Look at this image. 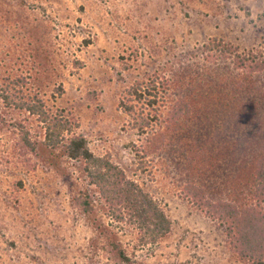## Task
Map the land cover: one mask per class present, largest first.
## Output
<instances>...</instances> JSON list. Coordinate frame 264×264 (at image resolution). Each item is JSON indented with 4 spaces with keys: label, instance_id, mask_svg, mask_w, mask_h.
<instances>
[{
    "label": "rangeland",
    "instance_id": "obj_1",
    "mask_svg": "<svg viewBox=\"0 0 264 264\" xmlns=\"http://www.w3.org/2000/svg\"><path fill=\"white\" fill-rule=\"evenodd\" d=\"M214 37L238 51L264 49V0H0V93L21 76L25 92L38 93L50 113L61 110L90 150L108 155L171 220L166 236L138 245L131 225L110 222L80 162L23 147L13 123L37 142L40 123L0 97V264H249L183 190L189 152L178 140L193 123L180 124L170 133L177 143L150 152L140 169L131 143L146 145L150 134L139 136L118 107L129 85L155 73L172 82L185 74L195 87V52ZM87 187L91 213L74 199ZM107 237L118 239L128 262Z\"/></svg>",
    "mask_w": 264,
    "mask_h": 264
},
{
    "label": "trees",
    "instance_id": "obj_2",
    "mask_svg": "<svg viewBox=\"0 0 264 264\" xmlns=\"http://www.w3.org/2000/svg\"><path fill=\"white\" fill-rule=\"evenodd\" d=\"M260 48L238 51L211 38L195 52L202 54V61L195 64V87H189L193 84L185 74L172 82L155 73L129 85L118 104L139 136L150 134L146 145L131 143L141 153L140 169L150 152L176 142L170 133L180 124L193 123L187 139L178 140L179 150L189 152L183 164V190L199 211L223 227L228 245L249 264H264V49ZM24 80L14 77L0 93L5 106L35 116L43 130V139L37 142L24 125L14 122L23 147L34 152L41 145L56 160L62 156L80 162L82 176L110 222L131 225L138 245L166 236L171 220L160 202L108 155H95L61 110L50 113L38 93L24 91ZM55 90L63 92L61 85ZM167 97L173 99L168 108ZM88 187L74 199L82 211L91 213L94 198ZM106 240L118 260H130L116 237Z\"/></svg>",
    "mask_w": 264,
    "mask_h": 264
}]
</instances>
